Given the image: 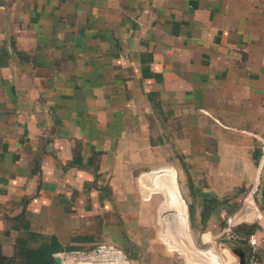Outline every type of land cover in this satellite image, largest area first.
<instances>
[{
	"label": "crops",
	"instance_id": "1",
	"mask_svg": "<svg viewBox=\"0 0 264 264\" xmlns=\"http://www.w3.org/2000/svg\"><path fill=\"white\" fill-rule=\"evenodd\" d=\"M263 142L264 0H0L3 254L49 236L80 249L131 206L156 251L234 264L193 243L170 164L192 175L206 240L251 182L235 221L264 223ZM80 258L127 264L114 247Z\"/></svg>",
	"mask_w": 264,
	"mask_h": 264
},
{
	"label": "rangeland",
	"instance_id": "2",
	"mask_svg": "<svg viewBox=\"0 0 264 264\" xmlns=\"http://www.w3.org/2000/svg\"><path fill=\"white\" fill-rule=\"evenodd\" d=\"M258 144L260 145L259 142H257L255 145L258 146ZM262 145H264V143H262ZM166 164H170V162H166ZM170 165H173V167L176 170L177 186L179 189V193L185 203V208H186L187 229L190 237L192 238L193 243L199 248H208L213 243L220 244L221 246L225 245L229 249L228 251L229 254L231 255L230 257L231 263L234 264L247 263L246 256L249 252L248 246L243 243L238 244L236 242H232L222 232L225 226L227 216L230 214H228L224 219H221L218 222L221 228L216 232H213L214 236L212 238L202 240L201 235L204 231L203 230L204 228L198 226L197 221L194 219V216L192 215V207L190 205V196H191L190 193L192 192L189 187L187 173L185 172L184 169V167L186 166H183L182 168L181 166H177L176 164L175 165L170 164ZM188 172L191 177L192 189H193L192 175L189 170ZM137 174L138 172H135L133 175L136 176ZM263 181H264V166L261 177L259 178V183L257 184V187L254 190V194H253V197L257 205L259 206V208L262 209V211H264V203L261 200L260 190ZM252 185L253 184L251 182L249 186L244 190V194H243L244 196L247 195V192ZM121 190L123 191V193L125 192L124 189ZM244 196L238 208L242 205ZM114 198L117 200H123V201L126 200L123 198V196L114 197ZM131 209L132 207L130 206L128 210L129 212L128 216L130 217V219L128 217L129 219L128 221L124 220L123 215L121 217L119 210H117V214L113 213V216L111 218L113 220L112 221L113 226L109 232H107L105 235L101 234L97 237L95 236L93 241L84 244L83 246H81L80 249L61 252L60 254L62 255V260L64 264H78L81 261L80 255L87 254L89 252H98L102 248H111V247L119 248L122 251L123 258L125 259L127 264H190L187 263L177 252L156 251L153 248L151 241L147 236L141 234L139 235V233L134 232L133 227L137 225V223L133 221L135 220L133 216V212L135 214V211ZM119 218H121V220ZM233 228H235L236 230L250 229L258 238L260 236H264V223L257 220L241 221L233 225ZM140 233H142V231ZM234 248H238L239 252L233 251ZM258 248H259V251L257 253L258 260L262 261L264 257V243L261 242ZM240 253L244 255L243 263H240V259H241Z\"/></svg>",
	"mask_w": 264,
	"mask_h": 264
},
{
	"label": "trees",
	"instance_id": "3",
	"mask_svg": "<svg viewBox=\"0 0 264 264\" xmlns=\"http://www.w3.org/2000/svg\"><path fill=\"white\" fill-rule=\"evenodd\" d=\"M238 231L247 234L253 233L250 229ZM18 245L16 253L12 256L3 254L0 249V264H14L15 262L18 264H57L55 252L79 249L74 245H63L55 236H49L34 246L27 245L25 239H18Z\"/></svg>",
	"mask_w": 264,
	"mask_h": 264
},
{
	"label": "built area",
	"instance_id": "4",
	"mask_svg": "<svg viewBox=\"0 0 264 264\" xmlns=\"http://www.w3.org/2000/svg\"><path fill=\"white\" fill-rule=\"evenodd\" d=\"M242 205L234 213L227 216L225 226L222 232L232 242H236L238 244L243 243L248 246L249 252L246 256L247 264H264V257L262 261H259L258 256H257V253L259 251V248H258L259 244L261 242L264 243V236H260L258 238L254 233L247 234V233L239 232L238 230L233 228V225L237 223L235 221V213L238 210L242 209Z\"/></svg>",
	"mask_w": 264,
	"mask_h": 264
},
{
	"label": "water",
	"instance_id": "5",
	"mask_svg": "<svg viewBox=\"0 0 264 264\" xmlns=\"http://www.w3.org/2000/svg\"><path fill=\"white\" fill-rule=\"evenodd\" d=\"M184 169H185V172L187 173V178H188V183H189L190 190L193 193L192 181H191L190 174H189V172H188L186 167H184ZM260 196H261L262 202L264 203V181H263V184H262V187H261V190H260ZM54 256H55V261H56L57 264H64L60 252L55 253ZM240 256H241L240 263H243L244 255L240 254Z\"/></svg>",
	"mask_w": 264,
	"mask_h": 264
}]
</instances>
